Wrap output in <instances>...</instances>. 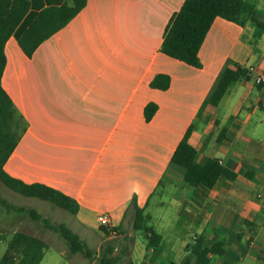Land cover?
<instances>
[{
    "label": "crops",
    "instance_id": "0c3cea01",
    "mask_svg": "<svg viewBox=\"0 0 264 264\" xmlns=\"http://www.w3.org/2000/svg\"><path fill=\"white\" fill-rule=\"evenodd\" d=\"M63 1L30 0L5 43L1 84L27 121L5 170L73 197L76 232L94 253L117 236L99 225L98 214L107 213L124 235L133 228L132 197L146 210L165 181L168 202L188 228L201 223L200 233L210 239L205 226L216 224L225 238L221 262L264 258V84L256 81L264 70V30L252 40L250 22L215 17L196 67L160 50L165 27L184 0H87L28 57L18 39L41 8ZM253 1L258 11L264 6V0ZM10 5L0 0V16ZM236 64L248 76L233 81L212 105L207 97L219 73ZM157 73L170 75L168 88L150 86ZM149 102L157 109L146 120ZM191 125L196 160L216 158L235 178L222 175L212 187L186 181L184 168L170 158Z\"/></svg>",
    "mask_w": 264,
    "mask_h": 264
},
{
    "label": "trees",
    "instance_id": "16d2710c",
    "mask_svg": "<svg viewBox=\"0 0 264 264\" xmlns=\"http://www.w3.org/2000/svg\"><path fill=\"white\" fill-rule=\"evenodd\" d=\"M86 2L87 0H64L59 5H47L41 8L18 39L22 51L31 57L38 45L64 27L85 6ZM29 8L30 0H11L8 11L0 16V181L21 195L46 200L75 215L78 203L73 197L41 182L27 183L10 175L4 168L5 162L27 127L25 117L19 112L1 84L6 62L4 46ZM217 16L241 25L250 22L254 27V38H258L264 30V21L260 19L253 0H184L165 27L160 50L173 58L199 67L200 46ZM243 76H248V70L244 67L237 64L234 67L225 66L219 73L207 101L217 105L229 85ZM170 81L169 74L157 73L151 79L150 86L166 89ZM156 109L155 102L147 103L144 107L145 119L149 120ZM191 130L192 125L187 128L170 158L172 163L184 168L186 181L195 187L199 185L212 187L222 175L230 179L235 178V172L224 168L216 158L209 157L202 163L196 160L197 150L189 142ZM224 134L225 130L221 129L217 140L220 141ZM0 203L6 209L27 214L32 220L41 221L46 228L58 232L67 242L71 252H80L88 258L93 257L94 250L66 224L51 222L35 208L11 204L1 196ZM130 205L134 210L133 228L144 230L147 239L146 249L152 250L151 259H154L155 254L162 250V235L149 224L150 213L145 210V207L137 205L135 197H132ZM106 231L109 232L108 229ZM45 248L47 243L41 237L20 230L14 231L7 241L0 264H39ZM225 252V238L221 237L217 230L214 229L210 239L201 232L194 238L181 264H227L220 261ZM117 261L116 256L105 252L101 254V264H117Z\"/></svg>",
    "mask_w": 264,
    "mask_h": 264
},
{
    "label": "rangeland",
    "instance_id": "374dc122",
    "mask_svg": "<svg viewBox=\"0 0 264 264\" xmlns=\"http://www.w3.org/2000/svg\"><path fill=\"white\" fill-rule=\"evenodd\" d=\"M258 14L260 19L264 21V6L259 5ZM251 38L254 40L253 36ZM259 57V60H264V54L263 56L259 54ZM164 184L165 181L159 185L157 191L151 197L146 211L152 215L149 224L162 235V244L165 245V251L155 254V258L151 259L153 253L146 249L147 239L144 230L127 227L124 235L118 232L113 239L101 244L98 253L95 252L91 258H95L94 264H101L100 257L103 252L116 256L118 258L117 264H181L203 225L200 226L201 223H197L193 228H188V223L181 222L183 218L179 210L168 202L169 194ZM0 196L11 204L35 208L48 217L51 222H62L75 232L77 230L73 214L51 202L37 197L21 195L11 190L1 181ZM201 217L202 214L198 218L201 220ZM213 224L210 222L205 226V233L213 235L214 229L217 228L216 224ZM17 230L39 236L46 241L47 248H45L43 258L39 264H86L87 262L82 253L70 251L67 242L58 232L46 228L41 221L32 220L27 214L6 209L1 203L0 238L2 240L0 239V258L6 250L7 241L12 233ZM219 235L222 234L219 233ZM88 245L90 246V244ZM244 264H264V258L258 260L247 257Z\"/></svg>",
    "mask_w": 264,
    "mask_h": 264
},
{
    "label": "built area",
    "instance_id": "2783aa9c",
    "mask_svg": "<svg viewBox=\"0 0 264 264\" xmlns=\"http://www.w3.org/2000/svg\"><path fill=\"white\" fill-rule=\"evenodd\" d=\"M256 81L258 83H262L264 84V70H261L258 72V74L256 75ZM97 220L100 226H104L108 228V231L110 234L112 235H117V230L114 229L111 224H110V218L109 215L105 212H102L100 214H98L97 216Z\"/></svg>",
    "mask_w": 264,
    "mask_h": 264
}]
</instances>
